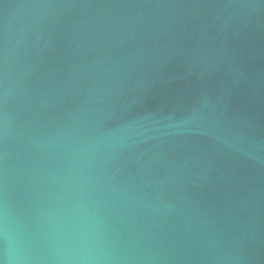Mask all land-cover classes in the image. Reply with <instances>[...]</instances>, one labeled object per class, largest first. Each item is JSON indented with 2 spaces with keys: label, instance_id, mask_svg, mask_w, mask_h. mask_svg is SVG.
Instances as JSON below:
<instances>
[{
  "label": "water",
  "instance_id": "obj_1",
  "mask_svg": "<svg viewBox=\"0 0 264 264\" xmlns=\"http://www.w3.org/2000/svg\"><path fill=\"white\" fill-rule=\"evenodd\" d=\"M0 264H264V0H0Z\"/></svg>",
  "mask_w": 264,
  "mask_h": 264
}]
</instances>
